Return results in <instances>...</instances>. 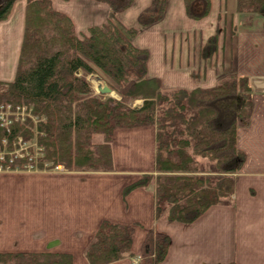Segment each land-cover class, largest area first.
<instances>
[{
  "label": "trees",
  "instance_id": "1",
  "mask_svg": "<svg viewBox=\"0 0 264 264\" xmlns=\"http://www.w3.org/2000/svg\"><path fill=\"white\" fill-rule=\"evenodd\" d=\"M18 0L0 6V22ZM109 5L107 22L79 37L69 16L54 10L52 0H27L26 30L16 79L0 84V105L27 107L38 120L0 127V146L19 137L36 140L43 150L39 168L62 165L68 171H115L114 132L155 126L156 175L145 174L124 195L155 185L157 220L192 224L210 208L231 204L235 176L245 154L238 149L239 121H249L253 89L248 77L230 75L208 90L164 91L160 80L147 78L149 52L133 45L141 29L160 22L168 0H153L139 16V28L126 29L117 16L134 0H96ZM191 19L209 14L210 0H185ZM202 3L203 9H194ZM238 13L264 15V0H238ZM218 52L217 37L202 49L206 62ZM102 71L118 90L120 100L94 96L90 83L79 76ZM142 101L141 106L131 104ZM27 160L11 164L24 170ZM6 166V164H5ZM137 225L104 221L89 247V264H113L135 258ZM170 238L148 232L139 264H160ZM0 264H74L71 254L0 253Z\"/></svg>",
  "mask_w": 264,
  "mask_h": 264
},
{
  "label": "crops",
  "instance_id": "2",
  "mask_svg": "<svg viewBox=\"0 0 264 264\" xmlns=\"http://www.w3.org/2000/svg\"><path fill=\"white\" fill-rule=\"evenodd\" d=\"M152 2L134 0L117 16L119 23L139 28ZM210 2L209 14L195 20L185 0H168L164 18L141 29L133 45L149 52L147 78L160 80L164 91L213 89L230 75L250 79L252 115L239 121L237 143L246 158L231 204L210 208L192 224L157 220L155 185L124 195L143 175H156V127L117 129L114 172L0 173V253H63L73 255L74 264H89L87 251L110 221L137 225L135 258L113 264H135L151 230L170 238L160 264H264V15L238 13V0ZM52 6L71 18L79 37L111 14L96 0H52ZM194 9L200 13L202 3ZM26 15L27 0H18L0 22V84L16 79ZM215 36L217 55L206 62L202 49Z\"/></svg>",
  "mask_w": 264,
  "mask_h": 264
},
{
  "label": "built area",
  "instance_id": "3",
  "mask_svg": "<svg viewBox=\"0 0 264 264\" xmlns=\"http://www.w3.org/2000/svg\"><path fill=\"white\" fill-rule=\"evenodd\" d=\"M104 87L98 86L97 91L100 95L103 94ZM108 95H113V92ZM31 120L34 124H37L38 120L32 115V112L27 107L14 108L11 105H0V127L10 130L11 126L16 123H27ZM44 157L43 150L38 145L36 140H26L22 137L17 138L12 143L4 139L0 146V173H4L11 169V164L19 160H27L24 170L30 172H65V168L62 165L56 166L52 169L49 168V164H45L41 169L39 168L40 159ZM6 164V166H5ZM135 264H139L138 261Z\"/></svg>",
  "mask_w": 264,
  "mask_h": 264
},
{
  "label": "rangeland",
  "instance_id": "4",
  "mask_svg": "<svg viewBox=\"0 0 264 264\" xmlns=\"http://www.w3.org/2000/svg\"><path fill=\"white\" fill-rule=\"evenodd\" d=\"M58 12H60V11H58ZM61 13H63V12H61ZM63 14H65V13H63ZM79 76L84 77L90 83L91 88L93 90L94 96H100V97H104V98H113V99H116V100H120V96L118 94V90L114 87L112 81L102 71H100L99 69L96 70L95 73H93L92 75H88V76H86L83 72H80ZM98 86L100 88H102V87L110 88L113 91V95H108V94L100 95L98 93V91H97ZM142 104H143L142 101H136V102L132 103L131 106L132 107H136V106H141ZM11 171H26V172H29L28 170H19V169L11 170ZM6 172H10V170H8ZM42 172H45V171H42ZM46 172H48V171H46ZM65 172H68V170L66 168H65Z\"/></svg>",
  "mask_w": 264,
  "mask_h": 264
},
{
  "label": "water",
  "instance_id": "5",
  "mask_svg": "<svg viewBox=\"0 0 264 264\" xmlns=\"http://www.w3.org/2000/svg\"><path fill=\"white\" fill-rule=\"evenodd\" d=\"M112 90L110 88H105V90L103 91V94H111Z\"/></svg>",
  "mask_w": 264,
  "mask_h": 264
}]
</instances>
